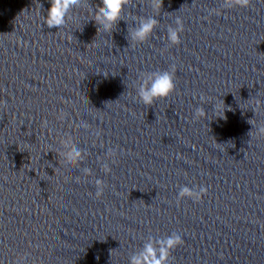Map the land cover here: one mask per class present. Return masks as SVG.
I'll return each instance as SVG.
<instances>
[{
    "label": "clouds",
    "instance_id": "clouds-1",
    "mask_svg": "<svg viewBox=\"0 0 264 264\" xmlns=\"http://www.w3.org/2000/svg\"><path fill=\"white\" fill-rule=\"evenodd\" d=\"M132 2L133 0H100V4L95 6L94 12L90 9L93 20L98 25L97 31L103 30L105 33L111 34L115 30V26L124 19V10ZM84 3L85 0H50L51 6L47 10V16L43 17L44 24H46L49 29L64 28L67 23L73 19V15H71L72 10L74 8L83 7ZM252 3L253 0H223L222 8H248ZM150 6L154 10H159L163 7V0H150ZM39 7H42V5H39ZM158 24L159 21L155 17H144L139 20L138 27L129 31L128 38L133 44H143L152 36ZM175 25V27L170 26L167 29V40L172 46L181 43L180 34L184 31V23L180 17H176ZM67 38L71 40L72 35L69 34ZM15 42L19 46H26V42L20 37H16ZM176 72L177 67L175 64H172L168 70L147 72L139 77V82L136 86L138 99L145 106L151 107L156 101L170 97L176 89ZM200 99L202 102L205 100L203 96H201ZM262 106H264V101L257 98L256 107L253 108L255 115L257 112L261 111ZM0 107L7 109V101H0ZM67 116L68 114L61 109L57 119L65 120ZM193 118L195 120L200 118L205 119V109L203 107H197ZM48 123L49 122L45 119L42 121L41 126L46 128ZM249 123L253 126L249 133L250 136L253 130H255L257 136L264 137V122L256 124L254 123V119H252ZM77 127L88 130L90 125L85 121H81ZM94 134L97 137L99 136L98 132L94 131ZM59 144L61 147L56 154L66 166H77L84 161L86 151L74 141L70 134H66L59 141ZM116 156L117 152L114 149L109 148L106 152V157L111 159L113 163H115ZM101 168L105 174L111 172V168L106 162L101 164ZM82 172L85 176H90L92 174L91 169L88 167H83ZM77 179L79 180V178ZM95 187V197L100 199L104 194L106 185L102 179H96ZM207 192L208 188L205 186H200L198 191H194L188 186H182L177 196V203L185 197L199 202L204 195H207ZM182 244H184V240L181 235L176 232L159 239L149 237L148 241L143 244L141 250L130 256L129 264H169L173 250ZM28 256V253L17 254L12 264H25ZM31 264H37V260H32Z\"/></svg>",
    "mask_w": 264,
    "mask_h": 264
}]
</instances>
